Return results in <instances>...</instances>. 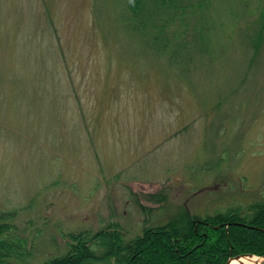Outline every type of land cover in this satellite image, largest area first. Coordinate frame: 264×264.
<instances>
[{"label":"rangeland","instance_id":"374dc122","mask_svg":"<svg viewBox=\"0 0 264 264\" xmlns=\"http://www.w3.org/2000/svg\"><path fill=\"white\" fill-rule=\"evenodd\" d=\"M123 3L0 0V210L36 264L69 232L264 198V0H212L183 74L120 29Z\"/></svg>","mask_w":264,"mask_h":264},{"label":"trees","instance_id":"16d2710c","mask_svg":"<svg viewBox=\"0 0 264 264\" xmlns=\"http://www.w3.org/2000/svg\"><path fill=\"white\" fill-rule=\"evenodd\" d=\"M211 3L124 0L116 23L141 46L167 57L180 73H188L194 59L206 53ZM95 11V20L100 22ZM98 122L89 121L92 125ZM13 216L15 211L0 210V264H36L34 243ZM147 221L131 237L117 223L94 232H69L66 251L38 264H227L237 255L264 256V198L204 213L183 204L164 223Z\"/></svg>","mask_w":264,"mask_h":264},{"label":"bare ground","instance_id":"6f19581e","mask_svg":"<svg viewBox=\"0 0 264 264\" xmlns=\"http://www.w3.org/2000/svg\"><path fill=\"white\" fill-rule=\"evenodd\" d=\"M261 257H249V256H242L241 258L237 259H233L231 261L230 264H259L261 259Z\"/></svg>","mask_w":264,"mask_h":264},{"label":"water","instance_id":"95a60500","mask_svg":"<svg viewBox=\"0 0 264 264\" xmlns=\"http://www.w3.org/2000/svg\"><path fill=\"white\" fill-rule=\"evenodd\" d=\"M251 255H252V254H251ZM242 256H247V254H246V255H245V254H243V255H237V256H235V257H231V258L229 259V261L227 262V264H230L231 261H232L233 259H235V258L239 259V258H241Z\"/></svg>","mask_w":264,"mask_h":264}]
</instances>
